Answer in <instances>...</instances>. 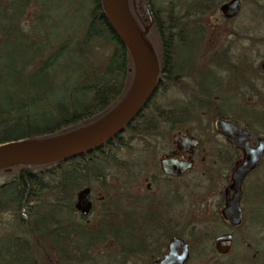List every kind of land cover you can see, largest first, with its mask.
Instances as JSON below:
<instances>
[{
	"label": "trees",
	"instance_id": "16d2710c",
	"mask_svg": "<svg viewBox=\"0 0 264 264\" xmlns=\"http://www.w3.org/2000/svg\"><path fill=\"white\" fill-rule=\"evenodd\" d=\"M216 1L197 0L193 7L208 12ZM148 2L160 43L157 82L150 100L129 123H139L136 130L143 137L159 131L160 122L186 126L190 105L198 110L205 105L194 94L187 103L170 102L169 109L150 104L163 89L162 58L173 85L183 68L177 58L196 51L203 33L198 39L190 33L185 38L176 18L168 17L163 25L153 2ZM177 3L167 4L166 14H174ZM125 8L141 27L132 0H125ZM70 13L74 19L68 23ZM247 39L261 42L264 37ZM134 79L132 55L111 27L104 0H0V144L45 141L95 123L120 106ZM117 139L115 134L102 143L108 147L105 152L94 147L54 162L15 163L8 165V171L0 168V173L11 176L0 183V264H50V258L54 264H127L142 252L140 244L132 241L126 212L119 221L101 226L72 220L76 190L95 177L101 163L113 160ZM121 227L128 229V242L118 237ZM127 243L138 250L123 247ZM100 246L114 249L102 263L103 259L91 255L92 248ZM40 252L44 263L38 261Z\"/></svg>",
	"mask_w": 264,
	"mask_h": 264
},
{
	"label": "flooded vegetation",
	"instance_id": "af4514ba",
	"mask_svg": "<svg viewBox=\"0 0 264 264\" xmlns=\"http://www.w3.org/2000/svg\"><path fill=\"white\" fill-rule=\"evenodd\" d=\"M205 13H207L205 10L185 9L184 11H174V14H166L163 17L176 18L179 22L178 31L185 38L189 37L188 34L191 33L194 35L193 38L198 39L201 36L199 33L204 32V27L198 24ZM220 13L229 21L238 15L237 13L232 17H227L222 14L221 10ZM154 23L155 15H153ZM189 23L194 24L189 26ZM233 33L237 42L234 41V38H229L227 44L220 51V57L223 58L227 67L238 71L239 84L238 86L235 84L232 93L236 96L234 103L238 99L242 102V106L236 110L234 103L226 102V100L222 103L225 107L223 111L214 106L207 122L208 128L206 127V129L210 132L207 138L195 137L189 131H182L183 124L177 122H160L159 131L154 132L151 136L146 134L147 136L144 137L140 136L136 130L139 128L137 126L140 125L139 123L129 124L128 130L123 128L117 133L118 139L115 142L119 144V147L112 153L113 160L101 163V168L95 177L91 178L87 185H82L76 190L72 220L85 225L101 226L109 222L113 224L114 220H117L119 206L116 203L118 201L111 193L112 196L108 195L105 200L99 191L95 192L102 187L110 191V187H113L118 195L121 193L126 196V215L132 225V241L136 244V237L142 240L143 243L140 244L141 250L139 251H142L143 254L147 253L149 257L147 264L154 262L160 264V261L169 252V247L175 238L182 239L186 244L187 257L182 264H188L192 255L193 239L197 233L207 239V249L212 253L209 264H221L216 256L227 255L231 252L236 231L246 223L244 204L247 192L245 182L261 167L264 161L263 152L256 165L242 178L240 187L235 189L232 186V172L242 162L244 153L242 149L234 146L216 130L215 120L221 118L230 121L239 129L247 131L250 135L249 146L252 148L256 147L260 140H264V106H262L263 108L253 106L252 110L245 106L247 103L253 105L255 97L260 101L264 100V55L261 54L263 58L258 60L255 58L257 55L259 57L258 52H255V55L257 54L255 57H253L254 53H251L252 48L260 45L258 42H250V46L246 47L245 27L241 28L239 32L231 29L228 32V34ZM233 45L236 46L235 50L237 51H234ZM182 57L177 58L179 65H182ZM161 71L163 76L160 83L163 87L161 93L163 96L171 86L167 80L164 57L162 58ZM248 71L250 76H247ZM193 93L194 91L190 92V95ZM166 104L169 102H165L164 105L165 109H169ZM202 113L205 114L204 111ZM181 136L187 137L182 138ZM207 141L211 145L212 154L208 155L207 159L206 189L203 192L200 191V194L195 195L191 201L185 204V193L178 185V181L193 173L197 163V152L205 149L201 146ZM96 149L105 152L108 147L106 144H100ZM123 149H128L132 153V157L120 159L118 152ZM144 151L155 153L153 162L144 160L143 164H140L139 153ZM162 160H170L171 162L166 166L174 172L167 173L163 169ZM175 161L191 162L192 166L183 172H176L178 168ZM108 167L111 169L107 170ZM115 169L122 171V174H119L120 177L114 171ZM106 174L110 176V183ZM119 181L125 190L119 189ZM200 183L202 182L198 177L196 179L198 189L201 188ZM159 184L164 185L163 191L158 189ZM85 189H88L87 193L83 192ZM234 200H237L241 213L238 223H232L224 216V210L228 203ZM187 204H189L188 207ZM85 209L86 212H84ZM260 218L254 217L252 221L261 224ZM225 235H230L231 239L226 252H221L217 245L222 241L219 238ZM250 247H254L252 249L254 253H261L256 249L257 246ZM136 248L137 246L132 247L135 251L138 250ZM173 248L176 254L180 253V247L174 244ZM205 248L202 246L201 254H204ZM132 264L136 263L132 262Z\"/></svg>",
	"mask_w": 264,
	"mask_h": 264
},
{
	"label": "rangeland",
	"instance_id": "374dc122",
	"mask_svg": "<svg viewBox=\"0 0 264 264\" xmlns=\"http://www.w3.org/2000/svg\"><path fill=\"white\" fill-rule=\"evenodd\" d=\"M128 1V0H126ZM153 2V6L157 9V17L163 23V25L167 24V18L163 17L166 15L165 6L167 4H172L175 1L177 3L176 11H184L187 6L190 8L188 10H195L193 7L194 1L197 0H151ZM228 0H217L215 4H213L212 9H209L207 13L204 14V17L200 18V23L198 25H202L204 27L203 32V40L200 42L198 46V51L194 50L193 53L190 55L185 54L182 57V66L184 68L181 71V77L176 82H173L166 92H164L163 96L161 95L162 89L158 90L155 97L151 99V105H158L163 107L165 102H172L174 100H178V102L187 103L188 98H191L190 92L194 91V98L198 99L199 102H204V108L198 110V106L190 105L191 118L189 123L184 126L182 131H189L195 137H202L207 138L209 135V130L206 129L207 122L209 121V116L213 111V107H219L220 110L223 111L224 104H222L225 100L226 102L234 103L236 99L235 94L232 93V88L235 87V84L238 86L239 78L238 71H234L230 69L224 64V60L221 56V52L223 47L227 44L229 38H234V41L237 40L235 38V34H228L229 30H233L235 32H239L241 28H246V47L250 46V41H248V37H254L256 39L264 37V0H256V2L251 3L248 0H240L241 8L238 15L234 18L226 20L222 17L219 7L222 3ZM131 2V0H129ZM125 4V0H124ZM263 6V7H262ZM126 9V8H125ZM59 11V10H57ZM57 15V13H55ZM71 13L67 17L68 23L72 21L74 18H71ZM58 16V15H57ZM129 17V16H128ZM130 19V18H129ZM131 20V19H130ZM135 26L138 33H140L146 42L147 46L149 47L155 62L159 60L160 56V43L157 36L155 29L150 28L149 31L143 34V30L139 27L135 22L131 21ZM190 24V23H189ZM194 23H191L193 25ZM141 25V24H140ZM197 25V24H196ZM49 26V25H48ZM243 26V27H240ZM49 28V27H48ZM249 32V34H247ZM191 34V33H190ZM237 42V41H236ZM258 43V47L252 48L251 53L258 52V55L255 57L258 60H261L264 55V39ZM234 51L236 46L233 45ZM248 50V49H247ZM218 52H220L218 54ZM250 52V51H249ZM214 55V56H213ZM250 76V72H247V76ZM260 84L262 82H259ZM220 85V86H219ZM219 86V87H218ZM199 93H208L206 95V99L199 97L196 94ZM264 93V91H263ZM249 95V94H248ZM254 98V97H251ZM248 99V97H247ZM249 100V99H248ZM255 103L252 105L250 103L245 104L248 109L253 108V106H264V100L260 101L259 99L254 98ZM163 105V106H162ZM167 105V104H166ZM240 105V106H239ZM252 107L250 108V106ZM236 110L242 106V102L238 99L234 103ZM195 107L197 109H195ZM263 108V107H262ZM204 111L205 114L202 113ZM208 128V127H207ZM205 149L198 150L197 152V163L196 168L193 170V173L188 174L185 178L178 181V185L181 187L182 191L185 193V204L196 195L200 194V191H205L207 186V174H206V167L208 163V155L212 154L210 150L211 145L209 142L203 143L201 146ZM120 159H128L132 157V153L128 149H123L122 151L118 152ZM139 162L143 164L144 160L149 162L154 161V154L153 151H144L139 153ZM110 166V165H109ZM112 166V163H111ZM113 167V166H112ZM111 168L108 167L107 170ZM117 175L122 174V171L114 170ZM108 178L110 183V176L105 175ZM120 177V175H119ZM200 178L201 188L198 189L196 187V179ZM9 177L6 173H0V183L9 180ZM121 181V180H120ZM118 182L119 189H124L122 183ZM106 185V184H105ZM104 185V186H105ZM110 185V184H109ZM116 185V184H114ZM109 187V186H108ZM158 189L161 191L164 190V185L159 184ZM125 190V189H124ZM245 190L247 192V197L245 198V214H246V223L242 225L235 234V240L233 242L232 250L227 255L216 256V259L221 262V264H264V161L261 167L253 173L251 177H249L245 182ZM100 192L103 198L106 200L108 195H114V199L118 202L116 203L118 207V221L121 219V216L124 212H126V196L122 195L115 191L113 187H110V191L105 189L104 187L95 190V192ZM111 193V194H110ZM111 195V196H112ZM118 195V198H117ZM189 204H187L188 207ZM191 216V213H189ZM254 217H261L259 222L255 223ZM207 219V218H206ZM83 225V224H81ZM85 225V224H84ZM118 230V229H117ZM120 232L118 234L119 239L123 241L130 240V236L126 234L127 228L121 227ZM82 234L80 235V237ZM84 241L86 238L82 236ZM193 249L192 255L189 259L188 264H209V258L212 256V253L207 249V239L206 237H202L200 233H197L193 239ZM112 245V241H109ZM143 243L140 238L136 237V244ZM99 248L93 247L92 248V257L99 259L100 262H105L109 260L108 254L111 253L113 248ZM202 246H205L204 254L200 253ZM250 246H257V250L261 251V253L253 252L252 250L254 247ZM126 249L130 250L133 246H129V244H124ZM111 250V251H110ZM43 253L40 252L37 254V258L39 263H44L45 260L43 258ZM149 257L147 253H139L136 257H133L131 260L128 261L127 264H132V262H140V264H147ZM50 264H54L53 261L48 260Z\"/></svg>",
	"mask_w": 264,
	"mask_h": 264
},
{
	"label": "water",
	"instance_id": "95a60500",
	"mask_svg": "<svg viewBox=\"0 0 264 264\" xmlns=\"http://www.w3.org/2000/svg\"><path fill=\"white\" fill-rule=\"evenodd\" d=\"M132 2L143 34H146L153 24V15L148 0H132ZM240 5L239 0H228L221 4L220 10L224 16L232 17L238 13ZM104 11L111 27L129 49L133 58L135 79L127 97L111 114L65 135L40 142L18 141L0 144V168H5L8 171L10 170L8 165L15 163H49L79 155L84 151H90L129 125L152 96L157 82L155 60L142 35L138 33L129 19L124 0H104ZM136 86L137 89L135 90ZM134 90L135 92L131 96ZM215 128L234 146L243 150V160L232 172V186L238 189L242 178L256 165L263 154L264 140H260L256 147H250L248 132L221 118L215 120ZM70 136L73 138L59 141ZM170 162V160H162L163 169L167 173L174 172L166 166ZM174 163L178 168L176 172H183L192 166L191 162L186 161H175ZM83 192L87 193L88 189ZM224 216L232 223L240 221L241 213L237 200L228 203L224 210ZM219 239L222 241L217 245L218 250L226 252L231 239L230 235L221 236ZM174 244L181 248L180 253L174 252ZM169 248V252L163 257L160 264H182L187 257L186 244L183 240L175 238Z\"/></svg>",
	"mask_w": 264,
	"mask_h": 264
},
{
	"label": "bare ground",
	"instance_id": "6f19581e",
	"mask_svg": "<svg viewBox=\"0 0 264 264\" xmlns=\"http://www.w3.org/2000/svg\"><path fill=\"white\" fill-rule=\"evenodd\" d=\"M136 89H137V86H136L135 90ZM135 90L133 91V93L131 94V96L134 94ZM72 138H73V136H70V137L63 138V139H61L59 141H64V140H68V139H72Z\"/></svg>",
	"mask_w": 264,
	"mask_h": 264
}]
</instances>
